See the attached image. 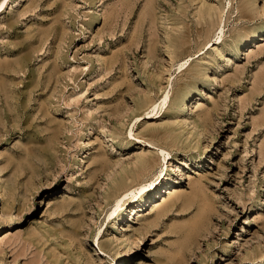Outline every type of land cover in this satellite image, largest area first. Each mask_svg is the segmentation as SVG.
I'll use <instances>...</instances> for the list:
<instances>
[{
    "label": "rangeland",
    "instance_id": "rangeland-1",
    "mask_svg": "<svg viewBox=\"0 0 264 264\" xmlns=\"http://www.w3.org/2000/svg\"><path fill=\"white\" fill-rule=\"evenodd\" d=\"M139 156L160 182L113 211ZM263 253L264 0L6 1L0 264Z\"/></svg>",
    "mask_w": 264,
    "mask_h": 264
},
{
    "label": "bare ground",
    "instance_id": "bare-ground-1",
    "mask_svg": "<svg viewBox=\"0 0 264 264\" xmlns=\"http://www.w3.org/2000/svg\"><path fill=\"white\" fill-rule=\"evenodd\" d=\"M6 1L7 0H0V8L4 7ZM206 44H209V41ZM143 103L147 105L148 101H143ZM157 105L158 107L160 106L159 103ZM129 131L131 132V130ZM161 152H163L162 149ZM153 165L154 161H152V159L144 156H139L133 163V167H129V169L124 170V173L121 176L120 180L115 182V189L107 198L113 207V211H116V209L122 206L126 201L130 199V197L133 196L134 185H138V188H140L141 191H150L152 189H155L157 183H159L160 180L156 181V183L153 178H150L143 183L141 180H137L141 177V171H148L151 167H153ZM111 214L112 212H110L108 216H110ZM263 257L264 253L261 255V258Z\"/></svg>",
    "mask_w": 264,
    "mask_h": 264
}]
</instances>
